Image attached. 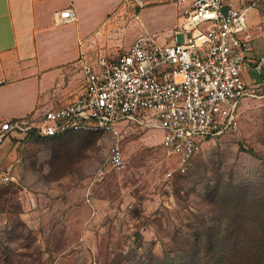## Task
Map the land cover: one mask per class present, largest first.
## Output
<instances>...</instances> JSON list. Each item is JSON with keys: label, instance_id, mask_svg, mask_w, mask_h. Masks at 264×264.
Listing matches in <instances>:
<instances>
[{"label": "rangeland", "instance_id": "obj_1", "mask_svg": "<svg viewBox=\"0 0 264 264\" xmlns=\"http://www.w3.org/2000/svg\"><path fill=\"white\" fill-rule=\"evenodd\" d=\"M126 21L127 31L103 37L102 54L130 50L139 22L135 15ZM144 35L158 38L153 30L138 37ZM109 42L115 53L107 51ZM71 74L80 93L83 70ZM251 76L264 94V76ZM238 121L237 132L206 141L185 172L167 155L163 132L151 119L121 123L110 133L29 135L20 159L1 167L16 181L0 190V264H183L180 246L194 241L202 221L212 225L218 218L211 185H264V96L244 98ZM116 143L126 167L102 170Z\"/></svg>", "mask_w": 264, "mask_h": 264}, {"label": "built area", "instance_id": "obj_2", "mask_svg": "<svg viewBox=\"0 0 264 264\" xmlns=\"http://www.w3.org/2000/svg\"><path fill=\"white\" fill-rule=\"evenodd\" d=\"M175 1L181 15L174 42L163 44L144 35L126 54L85 60L82 87L74 99L46 111L37 125L3 122L0 143L13 131L36 130L42 137L69 130L102 134L121 123L147 124L151 119L163 132L167 155L176 157L177 169L185 172L206 141L237 132L240 102L264 96L245 77L251 71L264 76V52L255 61L250 56L261 27L253 29L242 9L224 0ZM54 16L59 23L76 20L73 8ZM124 167L123 149L113 144L101 169ZM14 181L11 172L0 168V189Z\"/></svg>", "mask_w": 264, "mask_h": 264}, {"label": "crops", "instance_id": "obj_3", "mask_svg": "<svg viewBox=\"0 0 264 264\" xmlns=\"http://www.w3.org/2000/svg\"><path fill=\"white\" fill-rule=\"evenodd\" d=\"M127 1L0 0V127L5 121L40 122L46 111L74 99L79 92L71 71L82 68L88 55L102 54L103 37L115 39L127 31L126 20L132 15L139 22V33L153 30L163 44L176 40L181 11L175 0H132L135 10L127 7ZM224 1L242 9L253 29L261 27L252 43L250 56L255 61L264 52V1ZM68 8L74 9L76 20L59 23L54 14ZM107 44V51L115 53L111 50L115 45ZM245 77L249 82L255 79L251 72ZM32 134L38 132L13 131L2 140L0 168L20 159L17 151Z\"/></svg>", "mask_w": 264, "mask_h": 264}, {"label": "trees", "instance_id": "obj_4", "mask_svg": "<svg viewBox=\"0 0 264 264\" xmlns=\"http://www.w3.org/2000/svg\"><path fill=\"white\" fill-rule=\"evenodd\" d=\"M219 184L209 187L217 189L211 195L218 218L212 225L202 221L194 241L180 246L183 264H264V185Z\"/></svg>", "mask_w": 264, "mask_h": 264}]
</instances>
